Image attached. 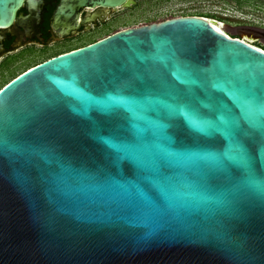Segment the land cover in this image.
I'll return each instance as SVG.
<instances>
[{
  "label": "water",
  "instance_id": "water-1",
  "mask_svg": "<svg viewBox=\"0 0 264 264\" xmlns=\"http://www.w3.org/2000/svg\"><path fill=\"white\" fill-rule=\"evenodd\" d=\"M134 4L61 0L55 28ZM217 28H124L3 88L0 264H264V51Z\"/></svg>",
  "mask_w": 264,
  "mask_h": 264
},
{
  "label": "flooded vegetation",
  "instance_id": "flooded-vegetation-1",
  "mask_svg": "<svg viewBox=\"0 0 264 264\" xmlns=\"http://www.w3.org/2000/svg\"><path fill=\"white\" fill-rule=\"evenodd\" d=\"M60 2L26 1L18 12L24 17H18L12 25L0 27V92L33 66L97 41L81 43L94 29L104 27L114 19L119 9L85 7L80 12L79 27L61 34L55 28V14ZM232 3L231 8L220 6L218 16H215L217 19L209 15L197 16L222 24L224 30L229 23L230 28L235 30L233 34L226 30L229 36L247 41L264 51V0H232ZM92 15L94 19L86 21Z\"/></svg>",
  "mask_w": 264,
  "mask_h": 264
},
{
  "label": "rangeland",
  "instance_id": "rangeland-1",
  "mask_svg": "<svg viewBox=\"0 0 264 264\" xmlns=\"http://www.w3.org/2000/svg\"><path fill=\"white\" fill-rule=\"evenodd\" d=\"M137 3L131 7H121L117 10L115 18L106 26L93 30L82 42H90L101 39L118 30L136 27L153 22L163 21L169 18L184 15H209L218 16L221 7L231 8L232 0H135ZM226 3V5H224ZM229 3V4H228ZM118 18V19H117ZM217 19V18H215ZM216 22V21H215ZM225 29V28H224ZM226 30L235 33L226 24ZM225 30V31H226ZM226 31V32H227ZM45 57V56H44ZM38 58V60L42 59Z\"/></svg>",
  "mask_w": 264,
  "mask_h": 264
},
{
  "label": "bare ground",
  "instance_id": "bare-ground-1",
  "mask_svg": "<svg viewBox=\"0 0 264 264\" xmlns=\"http://www.w3.org/2000/svg\"><path fill=\"white\" fill-rule=\"evenodd\" d=\"M215 22V21H214ZM217 25H218V27L224 32V33H226L227 34V32L222 28V24H218L217 22H215Z\"/></svg>",
  "mask_w": 264,
  "mask_h": 264
},
{
  "label": "snow or ice",
  "instance_id": "snow-or-ice-1",
  "mask_svg": "<svg viewBox=\"0 0 264 264\" xmlns=\"http://www.w3.org/2000/svg\"><path fill=\"white\" fill-rule=\"evenodd\" d=\"M216 31H217V32H219V31H220V29H218V28H217V29H216Z\"/></svg>",
  "mask_w": 264,
  "mask_h": 264
}]
</instances>
